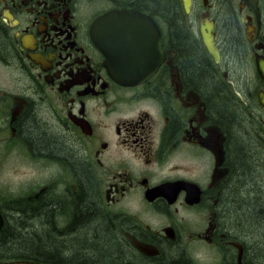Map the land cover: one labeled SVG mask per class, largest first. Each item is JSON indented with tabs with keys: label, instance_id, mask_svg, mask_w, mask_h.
I'll use <instances>...</instances> for the list:
<instances>
[{
	"label": "flooded vegetation",
	"instance_id": "af4514ba",
	"mask_svg": "<svg viewBox=\"0 0 264 264\" xmlns=\"http://www.w3.org/2000/svg\"><path fill=\"white\" fill-rule=\"evenodd\" d=\"M162 1L0 0V243L14 213L40 199L54 205L55 236L79 237L76 160L94 179L101 231L129 245L115 249L124 264H246L236 228L250 200L260 206L261 184L251 196L241 188L248 177L236 176L234 132L210 108L213 89L190 82ZM176 1L189 40L262 146L264 0H192L189 14ZM204 24L213 25L219 63ZM112 28L119 60L158 64L144 83L121 84L109 71L95 30L103 39ZM157 43L155 56H141ZM28 121L64 144L65 157L34 152ZM19 159L30 166L18 169ZM21 254L0 249V264L36 263Z\"/></svg>",
	"mask_w": 264,
	"mask_h": 264
},
{
	"label": "trees",
	"instance_id": "16d2710c",
	"mask_svg": "<svg viewBox=\"0 0 264 264\" xmlns=\"http://www.w3.org/2000/svg\"><path fill=\"white\" fill-rule=\"evenodd\" d=\"M161 3L162 12L169 16L172 29L176 33L175 45L181 58L185 60V68L190 82L213 89L214 95L210 108L215 110L224 125L234 132H230L232 136L237 134L244 138L237 144L239 150L236 161L239 165H236V176L244 177L242 176L244 173L247 175L248 178L241 188L249 189V196H251L254 183L260 182L262 190L259 204L261 206L264 204V144L261 146L257 142L253 130L249 129L248 131L239 128L238 125L234 127V122H237L240 112L237 101L233 102L228 94L218 84L216 85L209 60L206 59L207 56L188 38L187 31L182 25L181 10L177 1L163 0ZM29 122L25 124L24 129L28 135L33 137L34 152L64 158L66 150H68L64 144L47 139L36 127H30L31 123ZM236 128L238 130L235 131ZM243 146H246L247 149L245 150ZM252 163H256L259 173H255L251 166ZM70 165L82 191L81 199L77 207H74L78 217H75L77 219L73 223V228L78 230L76 234L79 237L77 238L75 233L62 235V237L55 236L52 230L54 227H51L54 220V205L40 199L30 203L31 207H27L25 210L17 208L20 210L14 213L15 216H18L15 225L6 233L4 243H0V249H6L10 253L20 254L23 252L24 254L21 255H25L26 259H33L45 264H124L125 256H117L115 245L110 239L112 234L106 233L107 231L104 229L101 231L103 217L96 205V203L98 204L96 195L93 194L95 184L92 175L76 160L70 162ZM260 206L250 200L248 205L242 209L247 213L245 219L253 220L251 224H253L252 229L255 234L263 228L262 224L264 223V216H261L264 213L259 214L258 212ZM261 210L264 209L261 208ZM234 212L236 211L232 213ZM258 221L260 225H258ZM245 226L244 223L238 228ZM241 232L247 236V232ZM260 234L254 251L247 250L246 252V256L247 254L250 256L246 264H264V228ZM76 248H79V251Z\"/></svg>",
	"mask_w": 264,
	"mask_h": 264
},
{
	"label": "water",
	"instance_id": "95a60500",
	"mask_svg": "<svg viewBox=\"0 0 264 264\" xmlns=\"http://www.w3.org/2000/svg\"><path fill=\"white\" fill-rule=\"evenodd\" d=\"M185 3H186V6H185L186 10H187V12H189L190 0H185ZM109 28H110V26H109ZM208 29H210V28H208ZM115 33H116V28L109 29V31H108V42L102 46V48H104L105 50L108 51V55H109V59H110L109 67H110L111 72L112 73H122L123 76L120 74L119 77H117L116 79L119 82H122L123 84H128L129 82H134L136 84H139V83L143 82L146 78L135 79V77H131L127 73L135 74L137 72H144V71H146L145 67L148 66V63L147 62H124L122 60H119L117 58V55L119 53L118 48L115 45L116 44ZM207 33L203 31L204 43H205L206 47L208 48V51L214 56L215 60L218 62L220 60V56H219L218 50L214 44V37L211 36L210 30H209V34H207ZM96 38L99 42L100 39H99L98 32H96ZM141 54H142L141 56H146V53L141 52ZM154 65L155 64H153V67H154ZM153 72H155V69L149 70L150 74H152ZM23 264H26V263H23Z\"/></svg>",
	"mask_w": 264,
	"mask_h": 264
},
{
	"label": "bare ground",
	"instance_id": "6f19581e",
	"mask_svg": "<svg viewBox=\"0 0 264 264\" xmlns=\"http://www.w3.org/2000/svg\"><path fill=\"white\" fill-rule=\"evenodd\" d=\"M237 118H238L237 119V122L236 121L234 122V127L238 125L239 128H244V129H246V130L249 131L250 128L248 126H246V124H247L246 123V120L244 118H242L241 115H238ZM234 130L236 131V130H238V128H236ZM243 139L244 138L242 136L236 134V135L233 136V143L238 144L239 141H241ZM251 166L254 169L255 173H259L256 163H252ZM261 208L264 209V204H262L260 207H258V209H259L258 212L260 214L261 213L263 214L264 213V210H261ZM261 216H264V214L261 215ZM245 218H247V215L246 214H244V219ZM252 221L253 220L248 221L247 219H245V222L244 223L246 224V226L243 227V228H236V231H238L237 232L238 239H240L241 241H244L246 243L247 250L248 251L249 250H253L254 251V249L256 247V244H257V240L259 239V237L262 234V233L260 234V232H262L263 231V228H264V223H263L262 224L263 225L262 226L263 228H261V230L257 234H255V231L252 229V226H253V224H251ZM244 223L240 224L238 227H241ZM259 223L260 222L258 221V225H260ZM250 224H251V227H250ZM241 231L247 232V236L245 235V233H242ZM106 233H109V232H106ZM102 234H104V232H102ZM110 239L113 241V244L115 245V249L118 248V247H116V245H118V246H121L122 245L123 246L122 248H126V250H128L127 248H129V245H125L124 246V243L126 241L124 242L123 238H120L117 233L112 234L110 236ZM126 257H134V256L132 255V253L130 251H127L126 252ZM246 258L248 260V259H250V256H248V254H247ZM135 259L137 260V256H135ZM35 264H45V263L36 261Z\"/></svg>",
	"mask_w": 264,
	"mask_h": 264
},
{
	"label": "rangeland",
	"instance_id": "374dc122",
	"mask_svg": "<svg viewBox=\"0 0 264 264\" xmlns=\"http://www.w3.org/2000/svg\"><path fill=\"white\" fill-rule=\"evenodd\" d=\"M20 160V165H19V167H18V169L19 168H22V167H25V168H27V167H29L30 166V162H28L27 160H21V159H19ZM13 166V161L11 162V165H10V167H12ZM39 168H40V170L42 171V172H44V169H43V167L42 166H38ZM49 168H51V167H49ZM49 171H50V169H48ZM49 171H48V173H49ZM38 177H39V175H37ZM26 178H29V177H26ZM42 180L44 179V175H42L41 177H40ZM16 179H20V176H18V177H16ZM18 181V180H17ZM20 181V180H19Z\"/></svg>",
	"mask_w": 264,
	"mask_h": 264
}]
</instances>
